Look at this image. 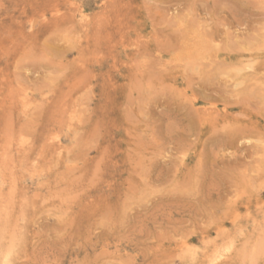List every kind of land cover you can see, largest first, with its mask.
Wrapping results in <instances>:
<instances>
[{"label":"rangeland","instance_id":"374dc122","mask_svg":"<svg viewBox=\"0 0 264 264\" xmlns=\"http://www.w3.org/2000/svg\"><path fill=\"white\" fill-rule=\"evenodd\" d=\"M0 264H264V0H0Z\"/></svg>","mask_w":264,"mask_h":264},{"label":"bare ground","instance_id":"6f19581e","mask_svg":"<svg viewBox=\"0 0 264 264\" xmlns=\"http://www.w3.org/2000/svg\"><path fill=\"white\" fill-rule=\"evenodd\" d=\"M81 15H82V14H81ZM80 20H81V19H80ZM81 21H82V20H81ZM81 21H80V22H81ZM8 262H9V261H8ZM8 262H7V263H8Z\"/></svg>","mask_w":264,"mask_h":264}]
</instances>
